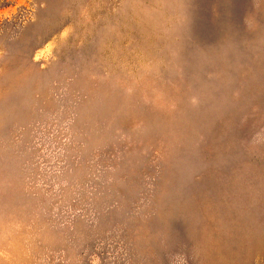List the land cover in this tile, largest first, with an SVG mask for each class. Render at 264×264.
<instances>
[{
	"label": "rangeland",
	"instance_id": "1",
	"mask_svg": "<svg viewBox=\"0 0 264 264\" xmlns=\"http://www.w3.org/2000/svg\"><path fill=\"white\" fill-rule=\"evenodd\" d=\"M0 264H264V0H0Z\"/></svg>",
	"mask_w": 264,
	"mask_h": 264
}]
</instances>
